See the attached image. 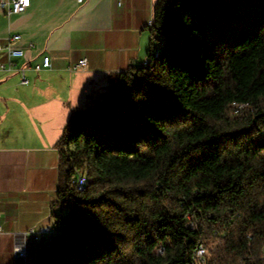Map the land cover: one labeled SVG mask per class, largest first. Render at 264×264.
I'll return each mask as SVG.
<instances>
[{
    "label": "trees",
    "instance_id": "16d2710c",
    "mask_svg": "<svg viewBox=\"0 0 264 264\" xmlns=\"http://www.w3.org/2000/svg\"><path fill=\"white\" fill-rule=\"evenodd\" d=\"M151 22L147 62L55 143L61 232L33 264H187L215 231L206 264H264V0H155Z\"/></svg>",
    "mask_w": 264,
    "mask_h": 264
},
{
    "label": "crops",
    "instance_id": "0c3cea01",
    "mask_svg": "<svg viewBox=\"0 0 264 264\" xmlns=\"http://www.w3.org/2000/svg\"><path fill=\"white\" fill-rule=\"evenodd\" d=\"M155 0H30L21 14L0 9V264H22L13 254L20 236L53 226L59 139L72 112L96 102L115 74L148 60ZM49 57L50 70L33 66ZM86 60V67L75 69ZM24 67L26 83L18 69Z\"/></svg>",
    "mask_w": 264,
    "mask_h": 264
},
{
    "label": "built area",
    "instance_id": "2783aa9c",
    "mask_svg": "<svg viewBox=\"0 0 264 264\" xmlns=\"http://www.w3.org/2000/svg\"><path fill=\"white\" fill-rule=\"evenodd\" d=\"M82 0H77V2H81ZM30 0H0V9L3 11L5 15L11 14H21L25 12V10L29 7ZM152 26V22L149 21L147 27L150 28ZM20 40V36L14 35L8 38V44L6 46H0V51H4L8 57V63L11 64V60L22 59L25 54L24 51L20 48L14 47L13 44ZM86 67V60L81 59L77 62L75 69H82ZM13 68L5 67L3 64H0L1 71H12ZM51 63L49 57H43L41 64H36L33 66V70L38 72L41 70H50ZM19 73L22 77V83H26V79L24 77L25 68L21 67L18 69ZM245 109H233L234 115H241ZM81 183H82V175L79 172L76 173L72 184L75 186L77 191H81ZM66 209V208H65ZM186 219L189 223V228H193L192 221L190 219V215L186 216ZM217 225V224H216ZM59 229H54L53 226H47L41 228L40 230L34 232H26L20 236L21 243L15 245L13 248V254L17 261L22 264H32L33 263V252L36 244H39L42 240L46 238H50L51 235H59ZM226 233H218L214 232L213 240L207 242H199L193 250V258H188L187 264H206L210 255L216 251L220 246L224 244V238ZM160 246L157 248V250ZM156 250V251H157Z\"/></svg>",
    "mask_w": 264,
    "mask_h": 264
},
{
    "label": "bare ground",
    "instance_id": "6f19581e",
    "mask_svg": "<svg viewBox=\"0 0 264 264\" xmlns=\"http://www.w3.org/2000/svg\"><path fill=\"white\" fill-rule=\"evenodd\" d=\"M85 183H86V180L84 178H82L81 186L85 185Z\"/></svg>",
    "mask_w": 264,
    "mask_h": 264
},
{
    "label": "rangeland",
    "instance_id": "374dc122",
    "mask_svg": "<svg viewBox=\"0 0 264 264\" xmlns=\"http://www.w3.org/2000/svg\"><path fill=\"white\" fill-rule=\"evenodd\" d=\"M95 103V102H94ZM94 103H92V105L94 104ZM233 109V108H232ZM233 111V110H232ZM234 115V114H233Z\"/></svg>",
    "mask_w": 264,
    "mask_h": 264
},
{
    "label": "water",
    "instance_id": "95a60500",
    "mask_svg": "<svg viewBox=\"0 0 264 264\" xmlns=\"http://www.w3.org/2000/svg\"><path fill=\"white\" fill-rule=\"evenodd\" d=\"M33 264V263H32Z\"/></svg>",
    "mask_w": 264,
    "mask_h": 264
}]
</instances>
